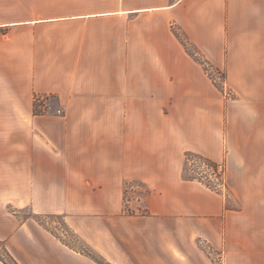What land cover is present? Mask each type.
Instances as JSON below:
<instances>
[{
    "label": "crops",
    "instance_id": "obj_1",
    "mask_svg": "<svg viewBox=\"0 0 264 264\" xmlns=\"http://www.w3.org/2000/svg\"><path fill=\"white\" fill-rule=\"evenodd\" d=\"M0 149L19 264L97 263L8 202L112 264H214L204 246L264 264V0H0ZM188 152L224 167L221 190L185 177ZM130 183L147 193L126 202Z\"/></svg>",
    "mask_w": 264,
    "mask_h": 264
},
{
    "label": "rangeland",
    "instance_id": "obj_2",
    "mask_svg": "<svg viewBox=\"0 0 264 264\" xmlns=\"http://www.w3.org/2000/svg\"><path fill=\"white\" fill-rule=\"evenodd\" d=\"M194 51V50H193ZM210 76L214 79L216 84L227 93L228 97H233V94L230 89L226 87L225 84V74L223 72H217L216 70H213L209 68ZM48 99H40V102L37 103L36 109L39 112H51L53 111V104L50 102H47ZM61 113H63V110H60ZM59 113V110H57V114ZM2 149H0V156H2ZM186 174L188 176L191 175H197L198 177L204 179L206 182H210L212 186L217 187L220 185L221 182L218 181L216 175L213 174L212 171H209L206 167H204L201 163L197 162L195 159L191 158L189 161L186 160ZM20 170H14V174L19 173ZM4 173V170H0V176H2ZM0 187H2L0 185ZM219 191V190H218ZM147 193V189L145 186L139 183H130L126 185V202H131L132 200L136 199L137 197H143ZM4 210L8 213L14 216V219L16 222L21 223L24 221H32L36 222L34 218H36V215L32 213L29 207L21 208L16 202H8L6 205H4ZM137 212H143V206L142 204L140 206L130 205L127 203L126 206V213H137ZM39 219L48 227L50 230H52L57 236H60L64 240L68 241L69 243L73 244L77 249L85 250L84 244L79 241L72 232L68 231L63 224L62 218H57L55 215L52 216H38ZM38 223V222H36ZM4 243L0 241V257L4 260H7L10 264L11 261L9 260L8 256L5 253L4 250ZM204 250L206 253H208L209 257L213 261L214 264H218V253L216 251L210 250L207 246H204Z\"/></svg>",
    "mask_w": 264,
    "mask_h": 264
},
{
    "label": "trees",
    "instance_id": "obj_3",
    "mask_svg": "<svg viewBox=\"0 0 264 264\" xmlns=\"http://www.w3.org/2000/svg\"><path fill=\"white\" fill-rule=\"evenodd\" d=\"M189 52L190 54L194 57V58H197V56L195 55V53L189 49ZM38 103V99H36V104H35V107ZM36 112L37 109H36ZM191 158L195 159L197 162L201 163L204 167H206L209 171H212L214 175H216L217 179L219 182L223 183V173H224V167L222 165H219L199 154H196V153H192V152H188L186 153V160L189 161ZM186 172V169L185 171ZM185 174V177L188 179V180H192V181H198L202 184H204L205 186H207L208 188L212 189V190H217L216 187L212 186V184L210 182H206L204 181V179L198 177L197 175H191V176H188L186 173ZM57 218H62L63 220V224H64V227L73 233V235L79 240L81 241L84 246H85V250H80V249H77L73 244L69 243L68 241L64 240L63 238H61L60 236H57L52 230H50L48 227H46V225L39 219V217L36 215V218H34L36 220V222H38L41 226H43L45 229H47L50 233H52L56 238H58L64 245H66L67 247H69L70 249L76 251L77 253H80L84 256H87L89 257L90 259H92L94 262H96L97 264H112L110 263L109 261H107L103 256H101L100 254H98L96 251H94L92 248H90L86 243H84L75 233L74 231H72L69 226L66 224L64 218L62 216H56ZM5 253L6 255L8 256L9 260L11 261V263L13 264H19L16 259L10 254V252L5 249ZM0 260L2 261V263L4 264H10L7 260H4L3 258L0 257Z\"/></svg>",
    "mask_w": 264,
    "mask_h": 264
},
{
    "label": "built area",
    "instance_id": "obj_4",
    "mask_svg": "<svg viewBox=\"0 0 264 264\" xmlns=\"http://www.w3.org/2000/svg\"><path fill=\"white\" fill-rule=\"evenodd\" d=\"M38 100H39V99H38ZM59 113H61V111H60V110H59ZM222 186H223V183H220V185L216 187V188H217V190H221V189H222Z\"/></svg>",
    "mask_w": 264,
    "mask_h": 264
}]
</instances>
